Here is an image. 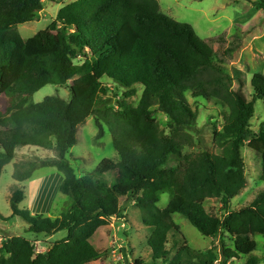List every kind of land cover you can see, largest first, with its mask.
I'll use <instances>...</instances> for the list:
<instances>
[{"label":"trees","instance_id":"trees-1","mask_svg":"<svg viewBox=\"0 0 264 264\" xmlns=\"http://www.w3.org/2000/svg\"><path fill=\"white\" fill-rule=\"evenodd\" d=\"M44 5L43 0H0V95L10 99L5 111L0 110V176L18 149L54 152V157L16 164L13 179L24 182L39 169L56 168L64 175L60 192L72 205L55 220L33 216L19 207L25 194L18 189L11 218L23 219L36 236H67L40 254L33 241L6 238L0 264H89L102 259L91 239L115 218H123L125 198L140 209L144 226L152 230L148 246L155 262L229 264L247 256L246 264H261L254 256L253 237L264 236V190L248 206L233 211L229 206L248 185L243 148L260 155L264 183V124L258 131L251 125L255 105L264 102V75H254L249 90L245 71H228L193 27L164 14L157 0H77L64 6L47 29L25 40L18 27L39 20ZM103 80L125 89L116 104ZM69 83L70 100L53 95L28 104L45 86ZM138 87L143 95L134 107L127 99L136 96ZM249 92L251 100L242 95ZM187 94L216 98L228 107L221 128L214 125L221 153L183 152L191 145L185 137L196 131L198 117ZM154 107L167 116L169 136L160 130ZM91 116H96L98 139L104 137V126L113 134L119 160L106 158L91 175L78 177L67 154L78 142L79 126ZM172 161L177 163L171 166ZM166 193L171 200L161 210L157 204ZM212 198L221 200L227 212L223 219L206 211L205 202ZM177 214L203 236L220 238L221 246L193 249L174 220ZM172 234L175 244L169 249ZM226 234L234 239L232 247L225 245Z\"/></svg>","mask_w":264,"mask_h":264},{"label":"rangeland","instance_id":"rangeland-1","mask_svg":"<svg viewBox=\"0 0 264 264\" xmlns=\"http://www.w3.org/2000/svg\"><path fill=\"white\" fill-rule=\"evenodd\" d=\"M77 0H43L44 9L39 15V20L21 25L19 32L25 40L47 29L57 20L59 11L66 5ZM161 11L176 21L190 24L197 36L206 42L216 53L220 64L228 69L238 68L245 71L248 76L249 90L251 79L256 74L264 75V9L262 0H157ZM81 62V60H80ZM108 87V97L114 104L120 100L125 89L120 88L111 81L103 80ZM70 84L67 86L47 85L28 99V104L40 103L48 96H60L66 100L71 99ZM143 95V88L138 87L136 96L128 98L127 102L137 107ZM247 100H251V93H242ZM18 101V97L14 98ZM187 99L197 112L196 131L188 132L187 142L191 145L184 146V153H198L206 150L210 153H221L222 149L214 142V125L219 128L224 123L228 107L216 98L194 99L187 94ZM9 97L0 95V110L5 111ZM155 119L164 136L171 134L168 126V118L163 112L156 111ZM255 117L251 122L252 128L258 131L264 124V102L258 101L255 105ZM99 129L96 125V116H91L85 124L78 128V142L69 150L67 159L78 177L91 175L102 160L108 158L119 160V155L114 148V137L107 126H104V137L97 138ZM184 138V139H185ZM183 141V140H182ZM0 152H2L0 148ZM242 155L246 165V177L248 185L229 206V210H237L248 206L255 197L264 190L261 181V158L253 150L245 147ZM55 153L34 147H25L17 150L16 158L5 166L0 176V248L3 240L12 237H24L34 242L36 253H46L53 243L64 239L66 232L48 236H36L28 230V224L19 217L11 218V201L14 193L19 189L25 194V200L20 204L21 209L29 210L34 215H42L51 219L62 216L72 205L70 197L60 192V186L64 175L56 168H43L37 170L32 177L24 182L13 179L16 164L24 161H33L54 157ZM177 161H172L171 166ZM108 180L112 177L107 176ZM171 200L170 194L161 196L157 204L159 209L168 206ZM121 205H125L123 218L114 219L105 227L100 228L91 239L95 249L104 254L103 258L89 264H134L142 260L144 264H164L162 261H153L152 252L148 246V240L152 230L145 227L142 222V214L132 202L122 199ZM206 211L217 218L223 219L227 212L222 208L220 199H208L205 202ZM174 220L181 228L189 245L196 250L210 249L221 246L220 238L203 236L189 221L181 215H175ZM171 235L168 248L173 249L175 235ZM178 239V238H177ZM253 239L257 243L254 256L262 260L264 264V236L255 235ZM225 245L233 246L234 239L228 234L224 236ZM175 255V252L174 254ZM247 256H241L229 264H246Z\"/></svg>","mask_w":264,"mask_h":264}]
</instances>
